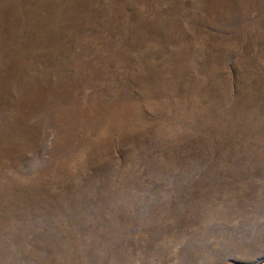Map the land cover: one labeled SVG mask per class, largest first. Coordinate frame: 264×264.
Returning a JSON list of instances; mask_svg holds the SVG:
<instances>
[{
    "label": "rangeland",
    "instance_id": "1",
    "mask_svg": "<svg viewBox=\"0 0 264 264\" xmlns=\"http://www.w3.org/2000/svg\"><path fill=\"white\" fill-rule=\"evenodd\" d=\"M0 264H264V0H0Z\"/></svg>",
    "mask_w": 264,
    "mask_h": 264
}]
</instances>
